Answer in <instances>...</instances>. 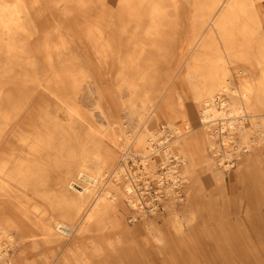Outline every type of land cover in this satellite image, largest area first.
Returning a JSON list of instances; mask_svg holds the SVG:
<instances>
[{"label":"bare ground","instance_id":"6f19581e","mask_svg":"<svg viewBox=\"0 0 264 264\" xmlns=\"http://www.w3.org/2000/svg\"><path fill=\"white\" fill-rule=\"evenodd\" d=\"M169 1L171 15L164 0H121L117 17L134 28L124 43L117 41L108 8H95L97 13L84 30L93 52L105 64L107 78L109 60L117 48L122 50L111 86L117 94L128 93L131 114L140 122L129 143L113 132L118 122L108 111L101 109L107 129L83 112L77 92L88 75L79 59L76 70L67 60L56 69L47 55L51 77L36 78L34 70H26L20 87L6 93L0 83V264H18L19 260V264H149L139 247L146 246L145 242L133 243L122 254L118 246L110 257L103 239H96L117 238L123 243L133 235L118 212L122 198L134 208L140 199L128 161L139 162L145 184L152 181L161 190L160 202L167 214L163 224L177 238H204L193 226L198 214L195 204L216 189L228 195L234 177L236 186L243 189L239 200L246 201L235 219H245L250 225L236 224L243 225L236 232L227 222V234L245 238L250 228L255 236L264 237V32L260 17L253 0L186 1L192 14L185 33L181 83L199 107L197 118L188 119L181 95L177 102L172 99L178 85L166 91L157 84V78L166 74L162 68L156 73L158 62L177 50L175 29L169 35L164 27L177 25L182 12L179 0ZM30 25L25 0H0L3 73L11 70V58H19L26 49L18 35ZM66 43L58 35L48 48L61 50ZM234 61L258 65L257 81L231 86L227 75L243 80L246 71L236 66L229 71L231 64H225ZM26 65L34 68L35 63ZM29 88L44 93L37 107L28 108L35 96ZM99 93L94 104L100 108ZM172 114L182 117L180 125L172 121ZM152 116L160 122L156 129L148 125ZM161 117L165 118L162 122ZM153 234V241L162 245L164 231L157 228Z\"/></svg>","mask_w":264,"mask_h":264},{"label":"rangeland","instance_id":"374dc122","mask_svg":"<svg viewBox=\"0 0 264 264\" xmlns=\"http://www.w3.org/2000/svg\"><path fill=\"white\" fill-rule=\"evenodd\" d=\"M186 1L192 0H179L182 12L179 23L177 25L172 23L171 26L166 25L164 27L169 35L172 34V29H175L173 35L176 37L177 50L170 58L166 56V60L161 59L158 62L157 70L162 68L166 74L157 78V84L159 87L165 88L166 91L171 90L172 86L176 87L178 85V90H173L172 92V99L177 102L179 93L183 105L181 108L186 114L185 117L196 119L199 107L193 103L186 86L181 83L186 61L187 38L185 33L189 30L188 24L192 14V7ZM25 2L32 25H30L29 30L24 31L26 34L19 33L18 37L27 47L20 53L19 58H11V70L9 72L3 73L0 69L2 92L14 91L20 87L26 70H34L35 73L32 71L31 73L36 78L45 79L51 77V66L45 63L47 55L51 56V65H54L56 69L60 67L63 60H67L73 63V70H76L79 59L86 66L88 75L87 81L81 82L77 92V101L83 112L87 117H92L93 120L102 124V128L107 129L109 127H107V123L104 120L105 117L102 116L101 109L108 111V116L110 115L113 120L118 122L113 132L121 134L125 138L124 142L129 143L138 130L140 122H138L137 116L131 114V107L128 104V93L122 90L120 94H117L113 89L114 87L111 86L115 78L113 71L118 66L122 50L117 51L119 50L117 48L109 60L110 75L107 78L105 64L95 55L84 34V30L93 19V15L97 13L95 8H108L115 21L114 32L117 41L119 44L124 43L129 38L128 35L133 33L134 28L129 25L126 26L123 17H117L121 0H25ZM164 3L171 15L173 12L171 2L164 0ZM87 4L89 6L88 9ZM253 4L260 17L261 30L264 32V0H253ZM58 35L65 37L67 41L65 48L61 50L53 47L48 48L53 46L49 44L55 43ZM45 38L48 39V44H43ZM250 50H253V48ZM28 61L35 63L34 68L26 65ZM252 62L256 63L255 60ZM227 65H230L228 67L229 71L235 69L234 66H236V69L244 68L246 70L242 77L243 80L236 81L233 74L227 75V81L231 86L244 84V82L253 84L257 81L258 65L250 66L241 61L225 64V66ZM90 82L91 84L87 86ZM92 82L97 86L94 87ZM29 90H32L35 96L28 108L37 107L36 102L44 93L39 88H29ZM96 92L102 97L99 101L100 108L94 104L97 101ZM161 111L166 115L164 110ZM181 118V116L177 117L172 114V121L176 125H180ZM256 119L258 120V118ZM158 120L162 122L165 118L161 117ZM159 123L152 116L148 125L151 129H156ZM262 156L261 165L264 169V153H262ZM132 164V161H128L130 170L136 176L140 199L135 201L138 205H135L134 208L125 203L122 198L118 212L124 226L130 228L133 235L126 236L123 243L117 242V238H96L99 240L103 239L105 243L104 249L110 257L115 256L118 246L123 248L122 254L125 250L131 249L133 243L138 245L145 242L146 246L139 247L149 257V264H264V237L255 236L250 228L245 238L227 234V222L234 225L236 232H238V226H243H235L236 224L247 225V228L250 225L245 219L243 221L241 219L236 220L241 214L239 212L244 209L246 201L239 200L243 196V189L240 186H236L235 177L232 179L233 183L229 185L228 195L222 194L219 189H216L209 197H202L197 202L198 204H195L198 214L193 226L204 238H177L163 224L167 214L163 212V206L160 202V199L164 197L161 190L152 181L145 184L143 181V173L145 172L142 166L139 162L137 165ZM158 164L159 161L157 162ZM162 170L165 171V167ZM205 184L208 188L212 187L210 181L206 180ZM195 192L196 190H194ZM195 199L197 198L195 197ZM195 199L191 201L195 202ZM261 210L264 213L263 206ZM215 212L217 216L214 215ZM157 228H161L165 233V241L162 245L153 241V232L155 233ZM261 229L263 230L264 226ZM87 240L89 241V238H79L81 242ZM114 243L116 247H114ZM110 244L112 245L110 246ZM20 256V253H17V258ZM27 257L31 258L32 256L27 253ZM19 261L18 264L20 263Z\"/></svg>","mask_w":264,"mask_h":264}]
</instances>
